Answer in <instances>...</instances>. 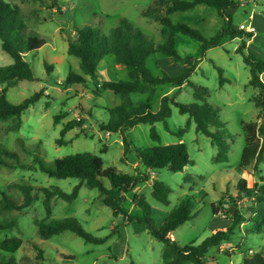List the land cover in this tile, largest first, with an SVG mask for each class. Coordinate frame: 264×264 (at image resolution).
<instances>
[{
    "label": "rangeland",
    "instance_id": "rangeland-1",
    "mask_svg": "<svg viewBox=\"0 0 264 264\" xmlns=\"http://www.w3.org/2000/svg\"><path fill=\"white\" fill-rule=\"evenodd\" d=\"M154 1L156 0H57V7L51 9V2L48 0H11L22 12L29 30L40 34L46 45L26 57L36 80L20 81L15 87L7 89L6 95L11 103L18 105L42 89L45 94L22 115L19 131H8L12 121L0 122V146L17 153L22 163L33 168L26 170L0 167V207L4 205V196L16 204H23L24 196L20 189L13 187L15 184L32 186L35 189L33 193L37 196L35 203L23 212L10 210L0 213V222L18 220L16 228L0 232V241L20 238L24 242L14 254L0 251V264L9 260L13 264H166L163 257L165 244L152 237L142 221V209L133 206L130 199L121 204L123 214L115 216L111 208L101 203L100 192L84 185L78 198L72 203L54 197L49 214L43 205L45 196L41 189L59 188L71 193L81 181L52 178L41 172L34 163L35 156L50 167L56 159L91 153L101 157L105 167H115L132 175L135 173L133 164L138 159L136 150L159 145L151 138L152 129L160 136L162 145L185 143L190 158L194 161L193 166L179 173L168 169L154 170L156 180L172 190L168 206L152 197V188L146 183L140 186L143 189L138 196L143 195L151 206L155 226L160 228L166 217L183 199L189 197L194 203V213L198 215L172 233L177 244H202L217 231L226 230L232 224L231 212L239 211L243 221L237 225L229 242L207 252L206 264H242L245 257L264 249V233H254L252 227V204L238 190L241 180L246 182L248 188L264 185V161L259 165L253 163L247 171L240 167L246 145L242 123H255L258 128H264V110L258 106L261 100L260 90L248 87L250 68L245 64L243 56L236 52L242 40H252L251 51L264 59V0H235L238 7L230 10L229 15L232 25L246 34L242 39L237 38L241 40L227 39L220 46L203 52L200 42L183 35L176 37L179 55L183 59L191 58L192 64L197 65L189 81L208 89L207 103L219 111L220 120L225 124L229 146L228 161L225 163L214 161L218 149L208 137L196 131L194 122L183 137H179L178 132L186 128L190 117L180 114L175 106L172 107V116L167 120L169 131L163 122L140 124L129 130L126 136L132 146L125 155L122 135L102 130V126L110 119L108 109L120 105L122 100L111 91L97 90V86L104 81L129 80L127 70L118 66L112 57H107L100 64L98 80L86 77V85H75L68 89L61 85L70 72L85 76L79 59L68 54L69 42L76 40L77 30L80 28H98L108 35L119 25L121 19H127L152 39L155 45L162 44L161 25L142 16L143 11ZM171 19L174 23L191 26L207 39L213 38L226 27V19L208 6L176 13ZM250 23L257 29L253 33V36L257 35L255 39L241 28ZM164 59L166 57L160 54L154 55L148 60L147 68L154 75L164 72L176 77L181 73L176 74L175 64L186 66L182 62L165 64ZM12 64L13 59L2 50L0 42V67ZM45 64L54 67L53 71L48 72ZM216 67L223 69L224 78L227 79L223 86L220 85V74ZM262 78L264 81V75ZM3 89L4 86H1L0 93ZM165 95H175L176 102L183 105L196 102L192 86H159L150 101L153 112L159 111L161 99ZM131 98L137 104L146 102L148 96L134 94ZM81 108L84 109L83 112ZM63 114L67 116L56 125L55 117ZM82 117L86 118L83 128L76 127L64 137L61 136V131L68 122ZM60 139L65 144H57ZM132 196L130 193L129 197ZM230 198L234 199L232 211L229 209ZM219 201L222 202L219 204L221 212L219 216H215L212 204ZM65 218H76L87 233L96 238H108L107 242L100 245L87 243L70 231L50 240L39 236L36 222L49 223ZM35 245L43 250V254L35 249Z\"/></svg>",
    "mask_w": 264,
    "mask_h": 264
},
{
    "label": "trees",
    "instance_id": "trees-1",
    "mask_svg": "<svg viewBox=\"0 0 264 264\" xmlns=\"http://www.w3.org/2000/svg\"><path fill=\"white\" fill-rule=\"evenodd\" d=\"M22 1H42V0H22ZM51 2L50 8L57 7V0ZM198 6H208L217 11L218 15L226 19V27L222 28L213 38L207 39L201 32L183 23H174L171 16L176 13L187 12ZM238 3L235 0H156L143 11L142 16L161 25L163 43L155 45L154 41L146 36L139 28L135 27L127 19H121L119 25L110 34H104L98 28L86 27L77 30V38L70 41L68 54L80 61V67L85 76L70 72L66 80L61 84L65 89L75 85H86L88 79L98 80V68L107 58L112 57L114 62L123 66L128 72L129 80L124 81H104L97 86V90L111 91L119 96L122 103L116 107L108 109L110 114L109 122L102 126V130L107 133H120L125 148V155L131 149V142L126 133L140 124H156L163 122L169 131L167 120L172 116V107L175 106L180 114L189 115L185 129L178 132L179 137H183L192 122L196 124V131L208 137L212 144L218 149V154L214 161L225 163L228 161L229 146L227 144V132L225 124L220 120L219 111L207 103L209 91L203 86L192 84L189 79L195 72L197 65L192 64V59H183L176 49L177 35H183L201 43V50L208 51L211 48L220 46L225 39H237L246 36L245 33L236 29L232 25L229 11L236 9ZM252 37L253 33L248 34ZM0 42L2 50L13 59V64L0 67V87L4 86L0 93V122L12 121L8 126V131L17 132L22 126V115L34 106L45 94V90L35 93L21 104L11 103L7 97V89L15 87L20 81H35V75L26 57L30 53L40 51L45 45V39L38 33L29 30L25 18L20 9L11 0H0ZM244 58L245 64L250 68L251 78L248 87L260 90V101L258 106L264 110V59L257 57L251 49L247 48V42L242 40L241 46L236 50ZM247 52V53H246ZM156 54L166 58H173L176 63L182 62L186 65L185 70L176 77H172L164 72L161 75H154L148 68V60ZM48 72L54 67L45 64ZM220 74V85L223 86L227 79L224 78L223 69L216 67ZM170 85L182 88L184 85L192 86L196 102L189 105L177 103L175 95H165L161 99V106L158 112H153L150 105L151 99L156 94L159 86ZM134 94H145L148 96L146 102L135 104L131 98ZM83 112L84 109L81 108ZM67 115H57L55 124ZM83 118V119H82ZM68 122L61 131L64 137L68 132L76 127L83 128L86 118ZM214 129V130H213ZM242 130L245 135L246 145L244 147L240 162L241 169L247 171L253 163L256 165L264 161V128L255 123H242ZM151 138L159 145L152 148L137 149V155L141 163L150 169H168L173 173L183 172L187 167L193 166L188 147L185 143L176 145H162L161 139L155 129L151 130ZM57 144L63 145L65 141L60 139ZM34 163L38 165L41 172L56 179H79L81 183L77 185L71 193H66L59 188H42L45 199L43 205L50 214L51 201L54 197L72 203L78 198L82 186L97 189L101 195V203L113 210L115 216L123 214L121 204L125 202L126 196L140 184L149 182V177L145 174L139 176L123 173L115 167H105L104 160L94 154L84 153L56 159L52 166H47L38 156H35ZM0 167L11 169L32 170V166L22 163L17 153L0 146ZM108 182V184L106 183ZM24 196L23 204L12 202L4 196V205L0 207L2 211L16 210L23 212L30 208L37 196L34 195V188L30 185H18ZM152 197L161 204H170L169 196L172 193L170 187L160 181H154L152 185ZM241 195L247 198L251 206L252 227L254 233H264V185H255L248 188L246 182L241 180L238 185ZM219 201L212 204L215 216H219L221 210ZM134 204L143 211V222L152 237L165 244L164 260L166 264H206V254L212 248L219 247L222 243L229 242L235 233L237 225L243 221V216L239 211L232 213V224L226 229L217 231L207 238L200 245L190 244L180 246L172 240L170 234L179 227L197 217L194 213V203L189 197L182 200L179 206L174 209L164 221L160 228L155 226L152 217V209L144 196H135ZM230 211L234 204V199H229ZM124 216H126L124 214ZM18 220L0 222V232L9 231L16 228ZM38 234L42 239L50 240L63 232L70 231L91 244H104L108 238H96L87 233L76 218H65L54 220L49 223L36 222ZM20 238L5 239L0 241V251L14 254L23 246ZM35 249L43 254V250L38 246ZM2 264H13L11 260ZM218 264V263H217ZM242 264H264V249L254 255L245 257Z\"/></svg>",
    "mask_w": 264,
    "mask_h": 264
},
{
    "label": "crops",
    "instance_id": "crops-1",
    "mask_svg": "<svg viewBox=\"0 0 264 264\" xmlns=\"http://www.w3.org/2000/svg\"><path fill=\"white\" fill-rule=\"evenodd\" d=\"M257 37V35H254L253 36V39H255ZM225 40H227V39H225ZM235 40H241V39H235ZM247 41V47L249 48V49H251V47H252V40H246ZM163 62L165 63V64H169L170 62H172V63H174L175 64V60L173 59V58H166V59H164L163 60ZM119 66V65H118ZM175 67L177 68L176 69V74H179V73H182L184 70H185V68H186V66H178L177 64H175ZM121 68H124L123 66H121ZM175 69V68H174ZM264 75V74H263ZM263 75H262V77H263ZM262 80H263V78H262ZM164 97V96H163ZM162 97V98H163ZM110 134V133H109ZM182 142V141H181ZM123 147H124V145H123ZM124 154H125V152H124ZM127 161V160H126ZM125 161V162H126ZM123 163V162H122ZM142 167H144V168H142ZM133 168H134V170H135V173L134 174H132V175H135V176H139V175H141V174H145V175H147L148 177H149V182H146V184L150 187V188H152V185H153V182L154 181H156V178H155V176H154V170L155 169H150V168H147V167H145L142 163H141V161L139 160V158L136 160V162L133 164ZM245 171V170H244ZM144 184V183H143ZM142 187V184H140L137 188H135L132 192H131V194L133 195L131 198L129 197V194L126 196V200H128V199H130L131 200V202L133 203V206H135V204H134V198H135V196H137V195H140L139 193V191L141 190V189H143V188H141ZM146 187V186H145ZM152 191H153V188H152ZM143 196V195H142ZM169 216V215H168ZM167 216V217H168ZM166 217V218H167ZM170 237H171V239L172 240H174L175 238L173 237V235H172V233L170 234Z\"/></svg>",
    "mask_w": 264,
    "mask_h": 264
},
{
    "label": "built area",
    "instance_id": "built-area-1",
    "mask_svg": "<svg viewBox=\"0 0 264 264\" xmlns=\"http://www.w3.org/2000/svg\"><path fill=\"white\" fill-rule=\"evenodd\" d=\"M241 28L244 29L248 33H256L257 32V29L253 25V23H250L248 26L242 25Z\"/></svg>",
    "mask_w": 264,
    "mask_h": 264
}]
</instances>
